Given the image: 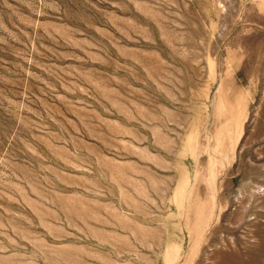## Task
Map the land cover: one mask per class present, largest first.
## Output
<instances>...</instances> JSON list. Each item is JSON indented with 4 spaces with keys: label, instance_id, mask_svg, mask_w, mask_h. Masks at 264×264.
Masks as SVG:
<instances>
[{
    "label": "rangeland",
    "instance_id": "obj_1",
    "mask_svg": "<svg viewBox=\"0 0 264 264\" xmlns=\"http://www.w3.org/2000/svg\"><path fill=\"white\" fill-rule=\"evenodd\" d=\"M0 264H264V0H0Z\"/></svg>",
    "mask_w": 264,
    "mask_h": 264
}]
</instances>
